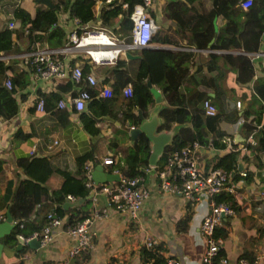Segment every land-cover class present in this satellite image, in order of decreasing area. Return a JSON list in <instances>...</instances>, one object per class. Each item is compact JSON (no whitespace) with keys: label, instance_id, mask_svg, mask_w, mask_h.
Here are the masks:
<instances>
[{"label":"crops","instance_id":"1","mask_svg":"<svg viewBox=\"0 0 264 264\" xmlns=\"http://www.w3.org/2000/svg\"><path fill=\"white\" fill-rule=\"evenodd\" d=\"M239 1L235 5L216 6L214 0H153L146 12L147 19L154 25V32L146 46L126 50L130 55L122 53L119 62L116 60L113 64L91 62L79 50L59 53L58 57L64 70V74L60 76L44 77L37 74L33 64L27 62L21 54L36 47L63 45L71 23L64 21L67 24L64 29L65 36L57 45L32 37H13L17 49L0 51V59L10 64L9 74L15 77L16 86L19 82L27 83L16 94L17 113L10 118L0 117V221L5 220L6 211H10L8 205L15 189L20 186L21 180L27 177L19 165L22 158L46 156L53 166L76 176V158L90 151L92 158L88 159V162L92 168L101 163L107 172L117 173V164H125L124 158L129 150L137 149L139 137L144 136L141 134L131 141L129 128L136 123L132 122L130 117H122L124 111H133L137 116L139 107H129V96L122 92L126 84L122 82L126 77H134L138 65L146 58L150 62L154 58L162 62L152 65L156 74L164 70L163 59L170 60V63L180 62L179 70L185 69L186 73L178 89L181 94L188 96L197 89L196 82L201 76L211 78L217 74L216 69H208L206 65V61L212 56L222 58L226 54L247 55L254 65V74L250 81L237 83L236 70L231 67L226 68L224 72L226 86L234 88L227 95H222L224 108L226 111L238 109L242 112L248 98L254 93V80H264V29L258 30L259 16L264 10L256 6L244 8L239 5ZM39 4L45 5L36 0H0V30L8 27V23L13 19L16 27L17 20L12 13L14 7L26 8L33 15ZM101 8H95L93 3V17L80 20L91 24L96 20L95 22L103 25ZM121 18L122 15H118L113 26H105L111 28L119 39L130 40L128 38L131 28L126 31V24L119 25ZM25 31L28 32V29ZM256 43V48H249ZM78 64L82 66L84 74L91 73L95 77L94 85L72 78L71 69ZM10 80L12 82V79ZM12 84L14 85L13 82ZM103 87L113 91L111 100L103 109L105 112L91 111L87 106V99L84 109L77 110L73 106L69 96L79 95L81 89L94 90L101 95ZM39 91H57L60 94L58 101L61 100L63 106L59 107L56 101L44 110H39L35 100ZM22 92L25 93L24 97H21ZM236 100H241L239 108L235 105ZM162 101L167 102L163 93ZM153 106L154 102L146 110L142 109L145 117ZM97 108L99 111L102 109L100 106ZM88 117L93 119L98 128L95 134H90L84 127L83 121ZM240 125L227 121L221 124L231 134H236ZM186 127H190V123L186 122ZM55 139L57 143H54ZM222 153L223 151L202 144L199 150V166L205 168L210 164L207 159ZM108 154L113 156L115 162L105 165L102 163V157ZM243 161L245 163L246 160ZM246 162L253 174L248 179L239 176L235 179L237 194H234V198L237 208L233 215L224 217L220 225L227 230L222 242L226 264H238L239 255L245 251L255 255L254 264H264V155L259 159H253L249 155V161ZM156 164L160 166L158 162ZM60 169L48 175L46 179L45 184L49 192L60 187L64 180ZM104 183H115V180ZM99 184L96 183L95 192L90 191L94 192L93 197L67 193L73 195L75 200L68 199L66 194L63 201L64 204L66 201L74 202L84 198L83 202L76 206H82L89 214L96 210L102 211V215L90 226L91 244L87 246L89 250L86 259L82 254L69 256L68 249L74 242V236L66 231L62 223L51 227L52 239L46 244L40 243L39 247L24 241L20 249H15L18 245L17 239L4 242L3 238L8 235L5 234L0 240L15 250H9L7 254L3 251L0 264H148L149 261L143 258L142 247L149 246L152 241L166 245L167 249L159 250L164 258L177 257L181 264H204L202 256L206 242L200 234V223L209 210L208 195H202L193 205V217L187 229L181 230L177 227V221L187 211V200L181 194L161 190L153 174L146 176L142 182L149 187L150 194L143 201L138 216L134 219L116 211L108 198L98 191ZM53 207L54 202L46 196L31 212L30 218H33V215L40 218ZM103 208H106V212ZM13 220L16 219L12 215Z\"/></svg>","mask_w":264,"mask_h":264},{"label":"trees","instance_id":"2","mask_svg":"<svg viewBox=\"0 0 264 264\" xmlns=\"http://www.w3.org/2000/svg\"><path fill=\"white\" fill-rule=\"evenodd\" d=\"M53 6L48 7L39 4L36 7L34 14L21 6L13 8V15L17 20V25L14 28L5 27L0 30V51L7 52L11 49H17V45L13 39L35 38L41 42H49L51 45H57L62 42L65 36V30L60 25H53L57 20L58 12L60 10L67 11L69 14H73L81 18L82 20H88L92 18V7L94 0H52ZM129 3V9H123L120 4L112 6H103L100 10V16L103 25L113 26L118 19V15H122L119 25L126 24L125 30H130L132 23L128 17L129 11L136 2L141 0H126ZM238 0H214V5H235ZM261 7L264 10V0H253L252 7ZM260 27L259 31L264 29V13H260L259 16ZM28 29V32L25 29ZM130 39V37L128 38ZM249 47V46H247ZM257 43L251 45L249 48H256ZM123 56L120 54L118 60ZM220 58V59H219ZM160 59V58H159ZM162 64L157 58L153 61H149L147 58L143 60L137 67L136 73L132 78H124L123 83L130 82L133 91L128 98L129 107L136 105L141 109H147L153 104L154 99L147 84V80L150 79L163 93L166 101L172 105V107L163 108L160 111V115L163 118V128L169 129L173 123H190V127H181L171 144L165 147V150L159 160L157 161L162 166L165 161L167 152L174 148H180L185 144L191 143L194 140L199 141L203 145H209L215 149L223 151L222 154H215L211 159H207L210 163L205 166V170L210 167L221 166L227 170H231L236 167L238 159L249 161V155L256 159H259L261 155H264V80L257 78L253 82L254 93L248 98V102L243 111L238 109L232 111H226L222 101V95H227L229 91H233L234 88L227 87L225 84V69L233 68L236 70L235 80L237 83H247L252 79L254 74L253 62L247 55L243 54H226L221 57H211L206 61L207 68L216 69L217 74L211 78H205L201 76L196 82L197 89L186 96L181 94L178 87L185 72L179 70L181 68L180 62L170 63V60L163 59V72L155 73L152 69V65ZM170 67H172L170 69ZM186 68V67H184ZM264 69V66H263ZM10 64L5 60L0 59V117L10 118L17 113L18 100L16 94L22 87L26 86L27 81L24 83H18L16 86V79L9 74ZM7 78L12 79L14 83L12 88H7L3 81ZM204 86V88H203ZM89 98L87 99V106L91 111L97 113L105 112L103 109L105 104L110 100V96H104L97 94L96 91L88 89ZM209 92V93H208ZM212 94H211V93ZM36 99L43 98L45 107L52 105L58 101L60 94L57 91L43 92L39 91ZM208 95L211 103L215 107V111L211 114L207 113L201 99L203 95ZM25 93H21V97H24ZM231 95V94H230ZM112 96V95H111ZM241 101V100H240ZM98 106L102 107L99 111ZM123 119L130 117L132 122L137 123L138 117L133 111L123 113ZM237 123L241 121L240 128L236 134L227 132L221 124L223 122ZM84 127L90 134L98 132V128L95 126L93 119H84ZM254 132V140H246L247 133ZM246 134V135H245ZM137 149H130L125 156V164H117L115 169L123 176H136L144 174V167L148 165L149 155V141L146 137L141 136L138 139ZM92 158V152H87L82 156L76 158L77 175H72L69 171L60 169L53 166L46 156H31L28 158H22L19 161V165L24 169L27 177L21 180V184L14 191L12 201L8 205L11 214L16 219L10 233L3 238V241L14 240L16 235H23L24 237L30 236L34 231L40 232L45 225L50 222L48 213L56 216L57 218H64L63 227L68 228L75 225L78 221L86 217L89 212L82 206H72L69 208L63 207V201L66 198L67 193H71L74 196L85 197L91 191V188L87 186L88 180L85 175V163L88 159ZM245 161V168L247 174L245 178L248 179L253 174L248 168V163ZM60 169L64 175V180L60 187L51 189L48 191L45 184L48 175ZM234 179L238 177V174L234 173ZM54 202L53 209L37 218L35 215L31 216V212L45 200V197ZM211 199L219 201H226L230 203L236 211L237 205L234 198V194L225 190L215 193L210 196ZM187 211L183 217L177 221V227L181 230H185L188 227L189 221L193 217V203L187 202ZM129 218V217H128ZM130 219V218H129ZM222 222V221H221ZM221 223L215 226L213 235L219 241L218 251L213 259L217 262L219 258L225 257V252L222 247V242L227 235V230L220 226ZM167 249L166 245H162V242H150L149 246L142 247L143 258L149 262L163 263L165 258L159 253V250ZM24 248L21 249L23 252ZM89 247H84L78 255H81L86 259L88 257ZM239 258H245L248 264H254L255 255L251 252H243L239 255Z\"/></svg>","mask_w":264,"mask_h":264},{"label":"built area","instance_id":"3","mask_svg":"<svg viewBox=\"0 0 264 264\" xmlns=\"http://www.w3.org/2000/svg\"><path fill=\"white\" fill-rule=\"evenodd\" d=\"M152 1L153 0H141L140 2H136L129 11L128 17L132 23L130 40L119 39L111 28L98 24L95 22L96 20H94L92 24L82 22L78 16L61 11L62 13L59 14L53 25H60L65 29L67 24H65L64 21L72 24L64 37V41L62 42L63 45L59 47H36L24 51L21 56L25 58L27 62L33 64L34 71L37 74L44 77L60 76L64 74L63 64L58 57L59 53L62 52L79 50L91 62L113 64L116 62L119 55L126 50L145 46L151 40L154 32V25L147 19L146 8ZM252 3L253 0L239 1V5L244 8L250 7ZM115 4H120L125 10L129 9V3L126 0H94V7L98 9L105 5L112 6ZM14 25V19L8 23L9 28L14 27ZM71 75L74 80L82 83L88 82L90 85L96 83V79L91 73H83L80 64L71 69ZM4 85L7 88L13 87L9 78L4 81ZM122 92L125 96H130L132 94L131 83H127L123 87ZM100 93L104 96H111L113 91L112 89L103 87ZM36 97V107L39 110H44V99L42 97L36 99ZM69 97L73 106L77 110H82L86 105V99L89 98V92L87 89H81L79 95ZM201 102L207 113L211 114L215 111V107L211 103L208 95H203ZM57 105L59 107L63 106L61 100L58 101ZM235 105L239 108L241 106V101L236 100ZM237 123L241 124V121ZM254 138L253 131L247 133L246 140H253L254 143ZM57 142L58 141L55 139L54 143ZM201 146L202 144L199 141L194 140L180 148L171 149L167 152L165 161L161 167L157 164H148L144 167V174L141 175L123 176L115 169V172L120 174V178L115 180V183H100L98 191L105 194L109 203L116 211L128 215L130 219H134L138 216V211L143 201L150 194L149 187L142 184L145 177L150 174L156 176V184L161 190L169 193L181 194L187 202L195 204L202 195H208L209 210L203 216L200 223V234L206 242L202 261L204 264H226V257L219 258L217 262L213 261L219 248V241L214 237L213 232L215 226L219 225L224 217L235 213V209L230 203L226 201L217 202L211 199L210 196L223 190L232 194H237V182L233 175L236 173L240 178H245L247 174L245 168L246 163L239 158L236 167L231 170H227L221 166L210 167L205 170L199 166V150ZM114 162L115 160L111 154L102 157V163L105 165L113 164ZM85 168L88 178L86 184L95 192L96 183L91 176V171L93 169L92 165L86 162ZM67 198L75 200V197L71 194H67ZM103 209L106 212V208ZM101 212V210H96L78 221L75 225L66 229L70 235L74 236V242L68 249L69 256L74 257L78 255L84 247L90 246V226L95 219L102 215ZM48 217L50 218V222L45 225L40 232L34 231L28 237H24L21 234L18 236L26 242L31 238H37L41 244H46L52 239V234L50 232L51 227L63 223L62 218H57L51 213H48ZM13 222L15 224L16 220H13ZM148 264H181V262L177 257H167L163 263L149 262ZM238 264H248V261L245 258H239Z\"/></svg>","mask_w":264,"mask_h":264},{"label":"water","instance_id":"4","mask_svg":"<svg viewBox=\"0 0 264 264\" xmlns=\"http://www.w3.org/2000/svg\"><path fill=\"white\" fill-rule=\"evenodd\" d=\"M36 1L43 3L48 7L53 6L52 0ZM124 54L128 56L130 55V52L125 51ZM147 84L153 95L154 106L148 113L147 117L144 116V112L141 108L137 109L136 113L138 116V122L129 128V136L131 138V141H133L137 139L139 135L143 134L149 140L151 148L148 156V164L155 165L163 154L165 147L172 143L173 138L175 137L179 129L186 126V123H174L169 129L161 127L163 118L160 116V111L163 108L172 106L167 102L162 101L161 91L152 84L150 79L147 80ZM119 178V173L107 172L101 163L96 164L92 169V179L95 183H104L108 181L118 180ZM93 195L94 192H90L88 194V197H93ZM83 200L84 198H79L74 202L66 201L63 205L64 207L76 206L81 204ZM13 226L14 222L12 221V215L10 211L7 210L5 220L0 221V238L5 234H9ZM16 239L18 241V245L15 249H20L23 246L24 240L18 235H16ZM27 243L35 247L40 246V241L37 238H31L27 241ZM9 250L14 252L12 248L4 245V243L0 240V257L3 251L7 254Z\"/></svg>","mask_w":264,"mask_h":264},{"label":"clouds","instance_id":"5","mask_svg":"<svg viewBox=\"0 0 264 264\" xmlns=\"http://www.w3.org/2000/svg\"><path fill=\"white\" fill-rule=\"evenodd\" d=\"M106 6V5H105ZM146 46V45H145Z\"/></svg>","mask_w":264,"mask_h":264}]
</instances>
